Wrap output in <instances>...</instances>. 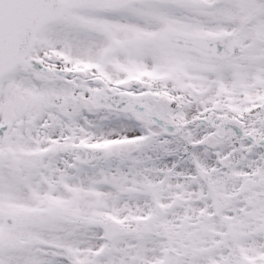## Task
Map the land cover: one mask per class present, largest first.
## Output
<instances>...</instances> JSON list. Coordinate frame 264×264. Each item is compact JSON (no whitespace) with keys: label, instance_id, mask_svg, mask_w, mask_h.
Here are the masks:
<instances>
[{"label":"snow or ice","instance_id":"1","mask_svg":"<svg viewBox=\"0 0 264 264\" xmlns=\"http://www.w3.org/2000/svg\"><path fill=\"white\" fill-rule=\"evenodd\" d=\"M0 264H264V0H0Z\"/></svg>","mask_w":264,"mask_h":264}]
</instances>
